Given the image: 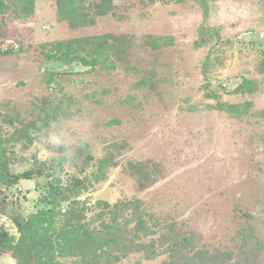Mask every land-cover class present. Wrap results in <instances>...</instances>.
<instances>
[{
  "label": "rangeland",
  "instance_id": "obj_1",
  "mask_svg": "<svg viewBox=\"0 0 264 264\" xmlns=\"http://www.w3.org/2000/svg\"><path fill=\"white\" fill-rule=\"evenodd\" d=\"M16 217L46 264L103 263L108 225L148 246L110 264H264V0H0V264Z\"/></svg>",
  "mask_w": 264,
  "mask_h": 264
},
{
  "label": "trees",
  "instance_id": "obj_2",
  "mask_svg": "<svg viewBox=\"0 0 264 264\" xmlns=\"http://www.w3.org/2000/svg\"><path fill=\"white\" fill-rule=\"evenodd\" d=\"M62 1H60V4L62 5ZM105 7H109V4H107V6ZM102 13V12H99ZM76 14V13H75ZM82 19V11L79 12L76 16V19ZM74 52L76 53V49L74 50ZM70 51L68 49H65L63 52L59 51L58 55H53L52 57L56 60L62 61V62H76L79 61L80 59H83L81 56H78L77 54H74L73 56H70ZM84 63L86 62L85 60L83 61ZM24 179V180H30L32 179V176L28 173L25 174H21L20 176H15L13 179L14 181L19 180V179ZM5 179V178H4ZM8 181L7 184L9 185V180H5ZM122 208V207H121ZM121 208L119 209V207L117 206V209H112V210H117V211H121ZM71 211V210H70ZM136 211V208H135ZM134 213V214H133ZM119 214V213H118ZM117 215V213L115 214ZM134 215H136V212H132L130 214L121 216L122 220H129L128 216L130 218H132ZM140 221V220H139ZM138 220H136V225L139 223ZM122 226H124L127 229L128 226V222L127 221H122ZM16 227L18 229V232L20 234L19 236V248H18V253L20 256V259H22V263H26L28 262L29 264H46L44 260L43 262L41 261V259H43V249L40 247V245H46V244H54L57 245L55 243V241H52V239H50L49 237H45L44 235H41L38 233V227L35 225V221H28L26 219L22 218H18L16 217ZM117 227L114 228L113 225H108L106 228V232L108 235V237L101 243L102 245V249L103 250L100 253V257L102 258L103 254L106 255V257L104 256L103 259V263H99L100 259L98 261H96V263L93 264H110L108 262V257L111 256V251L109 252L107 250L108 245L113 244L114 246L117 247V253L119 254V258L120 260L122 258H125L128 253L132 252L131 249H133L134 251H136V249L140 250H146L147 249V245L146 243H136L133 242L131 239H129L128 237H126L125 235H119L117 236L114 231L116 230ZM120 228V227H119ZM118 231L119 233L122 231H125V229H119ZM75 230V229H74ZM116 235V236H115ZM43 241L42 240V238ZM47 242V243H46ZM77 244V243H76ZM79 247L73 246L70 248V251H72L71 254H69L70 257H75V258H79L80 261H77L78 263H81L85 258H91V256H88L89 254L94 255L96 250L98 248H95L96 244H94L92 241H89L87 239H83V241H79V243L77 244ZM136 248V249H135ZM74 249V250H73ZM96 249V250H95ZM113 253V250H112ZM200 254H202L201 252H199ZM199 253H196L193 260H196L195 258H197L199 256ZM212 255H207L205 257V261L200 262V264H207V259L208 257H210ZM201 260V258H198ZM48 264L50 262H47ZM170 264V263H167ZM192 264V263H190Z\"/></svg>",
  "mask_w": 264,
  "mask_h": 264
},
{
  "label": "clouds",
  "instance_id": "obj_3",
  "mask_svg": "<svg viewBox=\"0 0 264 264\" xmlns=\"http://www.w3.org/2000/svg\"><path fill=\"white\" fill-rule=\"evenodd\" d=\"M91 127L90 122H82L76 129H69L63 124H55L44 136L45 143L53 150H62V154L71 159L75 148L79 146V135H73V131L83 132Z\"/></svg>",
  "mask_w": 264,
  "mask_h": 264
}]
</instances>
